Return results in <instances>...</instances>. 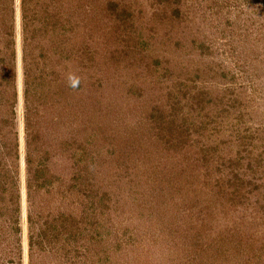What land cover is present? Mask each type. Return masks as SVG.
<instances>
[{
    "label": "rangeland",
    "instance_id": "obj_1",
    "mask_svg": "<svg viewBox=\"0 0 264 264\" xmlns=\"http://www.w3.org/2000/svg\"><path fill=\"white\" fill-rule=\"evenodd\" d=\"M0 264H264V0H0Z\"/></svg>",
    "mask_w": 264,
    "mask_h": 264
},
{
    "label": "clouds",
    "instance_id": "obj_2",
    "mask_svg": "<svg viewBox=\"0 0 264 264\" xmlns=\"http://www.w3.org/2000/svg\"><path fill=\"white\" fill-rule=\"evenodd\" d=\"M73 87H75L76 86V84L75 83H73V85H72Z\"/></svg>",
    "mask_w": 264,
    "mask_h": 264
}]
</instances>
